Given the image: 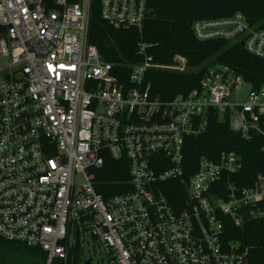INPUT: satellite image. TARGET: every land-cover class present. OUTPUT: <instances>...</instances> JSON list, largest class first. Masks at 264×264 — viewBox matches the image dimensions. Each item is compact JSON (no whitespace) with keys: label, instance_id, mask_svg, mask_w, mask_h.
<instances>
[{"label":"built area","instance_id":"2783aa9c","mask_svg":"<svg viewBox=\"0 0 264 264\" xmlns=\"http://www.w3.org/2000/svg\"><path fill=\"white\" fill-rule=\"evenodd\" d=\"M95 1L113 28L142 30L147 0H0V236L40 247L47 264H250L248 248L223 246L224 217L264 219V174L251 187L223 180L242 167L223 151L185 178L184 147L214 111L243 138L260 136L264 152V85L215 64L197 87L162 100L148 72H184L188 59L154 62L143 41L122 84L88 42ZM191 26L198 40L243 43L264 58V27L241 12ZM107 154L128 159L131 189L106 198L96 174ZM91 246L102 253L95 262Z\"/></svg>","mask_w":264,"mask_h":264},{"label":"trees","instance_id":"16d2710c","mask_svg":"<svg viewBox=\"0 0 264 264\" xmlns=\"http://www.w3.org/2000/svg\"><path fill=\"white\" fill-rule=\"evenodd\" d=\"M147 8L142 30L117 29L102 18L98 3L93 4L88 42L112 64L113 74L120 83H130L131 64L141 60L139 45L143 41L148 44L147 52L154 62L171 64L178 54L188 59L184 72L166 69L148 72L146 79L151 84L152 95L162 100L173 99L197 87L206 70L215 64L230 68L255 87L264 85V58L250 54L241 43L198 40L191 26L195 20L241 12L253 25L264 27V0H147ZM262 145L260 136L255 134L250 140L243 138L230 129L228 119H220L210 111L205 130L185 140V178L196 172L201 158L216 159L223 151H234L242 167L236 173L225 174L223 180L229 178L240 187H251L256 174H264ZM104 158L96 174L98 191L106 198L130 191L128 159L116 160L108 154ZM180 195L168 193L172 200ZM233 242L248 248L250 264H264V219L247 220L237 226L231 217L225 216L222 243L229 248ZM0 264H47V253L40 247L0 236ZM51 264L63 263L53 260Z\"/></svg>","mask_w":264,"mask_h":264},{"label":"rangeland","instance_id":"374dc122","mask_svg":"<svg viewBox=\"0 0 264 264\" xmlns=\"http://www.w3.org/2000/svg\"><path fill=\"white\" fill-rule=\"evenodd\" d=\"M248 89H249V84H248V83L244 84V86H243V90H242L241 93H240V97H241V99L244 98V96H245L246 93L248 92ZM231 100H232V98H231ZM85 255H86L87 257L90 256V258L92 259V261L95 262V261H97V260L100 259L102 253L100 252L99 249L94 250L93 246H91V247H90V251H88V250L85 251ZM77 264H81L80 261H79Z\"/></svg>","mask_w":264,"mask_h":264},{"label":"water","instance_id":"95a60500","mask_svg":"<svg viewBox=\"0 0 264 264\" xmlns=\"http://www.w3.org/2000/svg\"><path fill=\"white\" fill-rule=\"evenodd\" d=\"M241 46L244 47V44L242 43Z\"/></svg>","mask_w":264,"mask_h":264},{"label":"snow or ice","instance_id":"6c2138e0","mask_svg":"<svg viewBox=\"0 0 264 264\" xmlns=\"http://www.w3.org/2000/svg\"><path fill=\"white\" fill-rule=\"evenodd\" d=\"M61 67H63V65H60Z\"/></svg>","mask_w":264,"mask_h":264}]
</instances>
